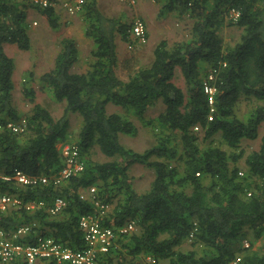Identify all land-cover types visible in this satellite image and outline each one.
Segmentation results:
<instances>
[{"label":"trees","instance_id":"trees-1","mask_svg":"<svg viewBox=\"0 0 264 264\" xmlns=\"http://www.w3.org/2000/svg\"><path fill=\"white\" fill-rule=\"evenodd\" d=\"M156 1H162L161 15H188L193 27L186 40L170 44L162 39L152 61L141 65L132 59L137 50L125 62L118 51V36L126 44L137 42L131 33L133 22L108 18L99 10L98 0L86 1L85 35L94 44L86 69H75L79 45L64 37L53 68L40 76L54 100L65 103L62 117L55 119L36 103L33 87L23 90L32 109L23 115L15 107L14 63L4 44L29 51V9L59 29L56 9L30 0H0V122L26 120L22 133L0 131V176L22 171L48 179L35 186L0 179V193L47 204L34 212L0 211V230L10 234L22 224L37 222L39 226L21 242L45 236L82 250L79 219L94 214L98 201L110 206L103 226L136 224V230L119 236L116 247L98 264H264V255L253 249L264 236V0ZM232 10L240 12L236 22L230 19ZM227 26L238 30L239 37L226 44L222 31ZM205 67L206 80L201 76ZM177 71L185 88L175 82ZM210 74V84L216 88L214 112L205 92ZM157 102L161 111L148 117ZM70 113L82 121L75 143L85 169L55 185L49 177L63 167L61 146L71 131ZM138 122L156 138L143 152L120 141L121 134L138 135ZM257 139L259 148L246 149L244 141ZM95 149L104 161L93 159ZM134 164L154 172L141 192L132 184ZM90 187L96 188L95 198L81 192ZM59 196L68 206L52 216L47 209ZM188 244L190 248L184 249Z\"/></svg>","mask_w":264,"mask_h":264},{"label":"rangeland","instance_id":"rangeland-1","mask_svg":"<svg viewBox=\"0 0 264 264\" xmlns=\"http://www.w3.org/2000/svg\"><path fill=\"white\" fill-rule=\"evenodd\" d=\"M100 2V4H99ZM98 8L108 18L113 19H122V22L131 24L136 16H140L145 19L147 27H148V41L145 44H139L138 42L126 44L120 40V37H117L118 41V51L120 60L125 62L130 59L134 50H137V56L132 57V59H136L135 62L141 64H148L153 59V51L157 44L162 40L166 39L170 44L175 42L186 40L191 35V29L193 27V21L190 19L188 15L181 16L179 12L162 14V1L156 0H144L136 7H131L126 4H121L118 0H98ZM128 7L132 11V15L123 16V11H125ZM142 7L143 11L140 12L135 11V8ZM60 9H62L60 7ZM138 10V9H137ZM144 13V14H143ZM57 16L60 19V28L54 29L50 26L47 18L43 17V19H37L39 22L38 29H45L43 34L40 33H32V29L30 28V36L32 38L31 49L29 51L20 50L17 46L12 44H5V51L13 60L14 70H13V83H17L20 85L28 84L31 81L28 78L30 73H33L36 76L39 75L40 71L43 73L47 72L50 68V63L47 62L48 57L56 56V54L60 51V42L64 37H71L75 35L78 37L79 48L81 51L82 58H88L89 53L91 51V44H88L87 38L85 37V27L86 22L84 16L77 14L73 17L75 21L68 19L64 12L58 13ZM72 17V18H73ZM125 19H124V18ZM33 13L29 16V21H33ZM40 30V31H41ZM84 35V38H83ZM222 36L224 42L231 43L239 37V32L234 27L227 26L222 31ZM82 39V40H81ZM20 59V60H19ZM21 61V62H20ZM87 62V60L85 61ZM85 67H79L77 71L84 70ZM202 70V69H201ZM119 72L122 73L120 68ZM209 73V69L205 67L201 76L206 80V75ZM26 77L28 82H22V78ZM41 76V75H40ZM175 82L185 88L184 79L179 71H177V76ZM32 84V83H30ZM36 91V103H40L42 106L47 108L53 115L55 119H59L62 117L64 113L65 103L57 102L54 100L51 93L46 92L42 88L39 89V86H34ZM20 90L17 89L14 92V104L17 107H23L24 114L28 113L33 105L28 103L25 99L23 92L19 93ZM246 104V103H245ZM245 104H241L243 110H246ZM109 111H113V107H109ZM161 111V104L157 102L150 111L147 112L148 117H155ZM71 117V131L69 132L65 142H76V137L79 132V128L82 124V121L78 114L70 113ZM77 116V117H76ZM139 132L136 137L129 136L126 134L120 135L121 143L134 151L143 152L146 149L152 147L156 143V138L152 135L151 131L148 128H145L142 123L138 122ZM264 131V124L261 126V134ZM64 142V143H65ZM260 145V139L254 141H244V146L246 149H257ZM93 159L96 161H104V156L100 153L98 149H95L93 152ZM130 175L132 176V184L133 187L138 191L145 190L150 182L153 180L154 172L145 168L141 164H134L130 168ZM83 196L87 198H92V194L90 189H84L81 191ZM250 246L249 243H246ZM246 246V245H245ZM248 246V247H249ZM247 247V246H246ZM190 245H185L184 249H189ZM254 250H257L259 254L264 255V236L255 242Z\"/></svg>","mask_w":264,"mask_h":264},{"label":"built area","instance_id":"built-area-1","mask_svg":"<svg viewBox=\"0 0 264 264\" xmlns=\"http://www.w3.org/2000/svg\"><path fill=\"white\" fill-rule=\"evenodd\" d=\"M42 8L56 6L59 3L65 11L74 16L80 13L87 0H30ZM120 3L131 7H136L144 0H118ZM240 18V12L232 10L230 19L237 21ZM36 24V23H35ZM132 36L139 44H145L148 41V27L145 20L136 16L131 27ZM213 74H210L205 82V92L209 96L211 112H214V97L216 88L210 84ZM212 120V114L209 116ZM26 129V120H7L0 122V131L8 130L12 133H22ZM63 167L49 179L55 185H62L72 177L81 174L85 169V164L81 159L79 147L75 142H66L61 146ZM241 174V173H240ZM6 181L14 180L21 186H35L40 181L47 182V177H34L25 174L22 171H16L10 176H0V179ZM92 197L95 198V187H90ZM97 210L94 214H84L79 219L80 229L83 231L85 247L82 250L71 248L65 244L59 243L51 237L39 236L33 243L21 242V239L29 236L36 227L37 222L20 225L15 231L7 234L0 230V264H15L17 261H23L26 264H39L46 260L53 264H98L102 255L109 253L116 247L119 236L130 235L136 230L134 221H129L117 229L105 227L102 224L105 214L110 210V206L95 201ZM68 202L63 197H56L47 211L50 215L60 214ZM47 207L44 200H32L25 202L20 196L8 193H0V211L7 213L12 209H26L34 212ZM246 246H248L246 244ZM147 261L155 263L153 258L148 257Z\"/></svg>","mask_w":264,"mask_h":264},{"label":"crops","instance_id":"crops-1","mask_svg":"<svg viewBox=\"0 0 264 264\" xmlns=\"http://www.w3.org/2000/svg\"><path fill=\"white\" fill-rule=\"evenodd\" d=\"M143 2V1H142ZM99 4H100V2H99ZM98 4V5H99ZM121 4H123V3H121ZM139 5V4H138ZM55 7V9H56V13L58 14V13H62V12H64L65 13V15H66V17L68 18V19H70V20H72V21H75V18L73 17V16H70L66 11H65V9L61 6V5H59V3L58 4H56V6H54ZM60 7L62 8V9H60ZM127 9L125 10V11H123V16L125 17V16H130V15H132V11H134V10H131V9H129L128 7H126ZM138 9V10H137ZM135 8V11H137V12H140L139 14H141L142 13V11H143V9H142V7H139V8ZM31 13H33V21H29V16H30V14ZM79 14V13H78ZM144 14V13H143ZM80 15L82 16V11L80 12ZM43 15L39 12V11H37L36 9H33V8H30L29 9V13H28V19H27V24H28V29L30 30V28L32 29V33H38V34H40V33H42L43 34V32H44V28L41 30V29H38V24H39V22H38V20L37 19H43V17H45V16H43ZM73 17V18H72ZM123 17V18H124ZM125 19V18H124ZM76 22V21H75ZM36 23V24H35ZM41 30V31H40ZM46 31V30H45ZM29 35H30V32H29ZM85 37H86V35H85ZM30 38H31V36H30ZM72 38H74L76 41H77V43H78V45H79V41H78V37H76L75 35H73L72 36ZM83 38H84V35H83ZM87 38V37H86ZM82 40V39H81ZM31 42H32V38H31ZM87 42H88V44H91L92 45V47H91V50L93 49V47H94V44H93V41H92V39H90V38H87ZM15 46V45H14ZM4 50H5V44H4ZM6 52V51H5ZM56 56H57V54H56ZM56 56L54 57V56H50V57H48V58H46L47 59V62H49L50 63V66H49V68L50 69H52L53 68V65H54V60H55V58H56ZM20 60V59H19ZM86 60H87V58H86ZM85 60V58H82V56H81V51H80V61L76 64V66H75V69H79V67H85L84 68V70L86 69V61ZM21 62V61H20ZM49 69V70H50ZM43 74V71H40V73H39V75L38 76H36L35 77V75L33 74V73H30L29 75H28V78H30L31 79V81L32 82H30V83H32V84H30V83H28V84H25V85H20V87H19V85H18V82L17 83H15L14 84V92H16V90L17 89H19L20 90V92L19 93H22L23 92V90H24V88L25 87H33L34 88V86L36 85V87H38L39 86V89L40 88H42L43 90H45L46 92H50L45 86H44V84L43 83H41V81H40V75H42ZM22 82H28V79L25 77L24 78V76H23V78H22ZM52 95V94H51ZM15 105V107L24 115V111H23V107L21 106V107H17L16 106V104H14Z\"/></svg>","mask_w":264,"mask_h":264},{"label":"clouds","instance_id":"clouds-1","mask_svg":"<svg viewBox=\"0 0 264 264\" xmlns=\"http://www.w3.org/2000/svg\"><path fill=\"white\" fill-rule=\"evenodd\" d=\"M22 119H24V118H22ZM245 245H246V244H245ZM248 246H249V245H248ZM248 246H247V247H248Z\"/></svg>","mask_w":264,"mask_h":264}]
</instances>
